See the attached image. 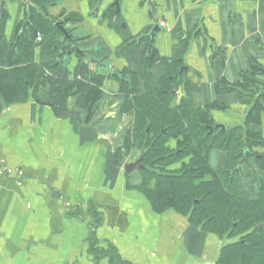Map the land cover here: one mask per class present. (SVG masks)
I'll return each mask as SVG.
<instances>
[{"label":"crops","instance_id":"1","mask_svg":"<svg viewBox=\"0 0 264 264\" xmlns=\"http://www.w3.org/2000/svg\"><path fill=\"white\" fill-rule=\"evenodd\" d=\"M113 1L103 0L97 8V0H51L47 11L53 22L74 17L67 27L76 45L112 70L140 71L146 45L132 42L154 21L162 23L152 42L154 83L163 73L161 59L179 57L187 70L173 90L175 103L187 85L192 108L217 102L220 107L211 110L214 123L224 130L243 125L250 107L232 84L251 70V61L264 69V0H152L157 20L146 0H119L118 15L106 17ZM13 2L4 4L8 16L1 36L8 44L20 24L29 22L26 3ZM34 55L38 63L59 60L58 51L41 45ZM68 58L72 73L80 56ZM222 81L226 90L219 91ZM118 88L113 78L104 81V92L116 94ZM33 92L27 100L0 104V264H112L90 251L92 232L97 245L110 244L131 264H215L227 238L192 226L172 209L156 212L138 186L140 173L125 172L132 160L118 162L125 120L122 129L105 107L88 117L73 98L58 116L47 85ZM260 103L264 107V96ZM259 120L264 139V110ZM257 148L264 153V146ZM225 161L226 152L211 149L212 168L221 169ZM255 171L264 178L263 169ZM239 180L240 194L252 198L244 169ZM94 212L101 218L96 226Z\"/></svg>","mask_w":264,"mask_h":264},{"label":"trees","instance_id":"2","mask_svg":"<svg viewBox=\"0 0 264 264\" xmlns=\"http://www.w3.org/2000/svg\"><path fill=\"white\" fill-rule=\"evenodd\" d=\"M50 1L31 0L25 6L28 25L20 24L9 44L1 36L8 14L4 8L0 10V104L6 106L27 100L31 88L35 93L39 86L47 85L58 116L65 114L73 98L76 106L91 117L93 108L104 96V81L113 78L122 94L118 112L133 113L123 143L130 150L133 135L139 155L143 153L141 162L145 168L137 170L141 175L138 186L152 208L156 212L172 209L186 216L192 226L227 238L215 264H264V225L259 227L264 224V178L255 171L256 167L264 170V153L254 150L264 146L258 129L264 110L260 103L264 96V79L258 77L255 62L251 61L250 71L242 73L241 81L232 84L241 102L250 107L243 125L211 132L209 126L214 123L211 110L220 107L217 102L201 109L192 108L191 90L186 85L185 94L175 103L176 95L172 91L178 87L183 74L179 57L161 59L163 73L154 83L151 66L156 52L153 47L149 48L153 38L132 42L137 47L141 43L146 45L138 72L124 68L111 69L104 74L98 65L97 70L92 69L89 59L79 55L70 73L65 61L62 64L60 60L71 46L50 19L47 11ZM114 14L118 15L115 7H111L105 15L111 18ZM68 31L71 34V29ZM37 32L42 35L40 42L36 41ZM39 45L51 52L58 51L59 60L36 62L35 48ZM134 52L135 49L129 50V54ZM224 84V81L218 84L219 91L226 90ZM171 142L176 143L175 147ZM214 148L226 152L225 164L218 170L208 162L209 152ZM243 158L250 164L238 167ZM236 168L237 173L232 174ZM241 169L246 171L250 189L255 193L252 198L240 194ZM92 219L93 226L101 221L95 212ZM89 239L93 254L107 257L112 264H131L122 260L110 244L97 245L93 232Z\"/></svg>","mask_w":264,"mask_h":264},{"label":"water","instance_id":"3","mask_svg":"<svg viewBox=\"0 0 264 264\" xmlns=\"http://www.w3.org/2000/svg\"><path fill=\"white\" fill-rule=\"evenodd\" d=\"M10 1H22V2H26L27 0H10ZM103 0H97V8L100 6L101 2ZM146 3L147 5L149 6L150 8V12L151 14L153 15V18L154 20H157L156 19V13H155V4L152 0H146ZM4 4H5V1H2L1 4H0V10L3 9L4 7ZM111 7H115V10H116V13H118L119 11V0H114L113 2H111L109 4V8ZM26 25V23L23 24V27ZM56 27L61 31V33L63 34V39L64 40H67L69 43H70V46L71 48L69 50L66 51L65 53V56L63 57V59L60 60V63L64 64V61H65V58L68 57L72 51L74 50L75 53L79 54L81 57L83 58H87V55L84 51L80 50L79 47L76 45V42H75V39L71 36V34L69 33L68 29L63 25V23L61 22H58L55 24ZM160 27V24L157 23L156 21H154L150 31L146 34V35H142L140 37L137 38V41H139L140 39H144L145 37L149 36L151 39L153 38L154 34L156 33L157 29ZM149 48H152V45L149 47ZM89 61L93 64H97L99 66V68H108V70H111V68H109V66L105 63H102L98 60H94V59H89ZM187 70V67L185 66H182L180 67V72H183L185 74ZM260 70V73H264V69L262 68H259ZM175 91H173V94H174ZM148 128V127H147ZM210 128V131H212L213 129H219L220 131H223L225 129V126L223 124H218V123H214L213 126H209ZM142 158H143V153H141L137 159H135L134 161H131V162H128L124 165V169H125V172L126 173H130L132 172L133 170H138V169H144L145 166L142 164ZM242 164H246V165H249V161L247 158H243L239 161L238 163V167H240ZM238 171V168L234 169L233 170V173L232 174H235L237 173ZM197 202V200H195ZM264 224L261 223L259 224V227L263 226Z\"/></svg>","mask_w":264,"mask_h":264},{"label":"rangeland","instance_id":"4","mask_svg":"<svg viewBox=\"0 0 264 264\" xmlns=\"http://www.w3.org/2000/svg\"><path fill=\"white\" fill-rule=\"evenodd\" d=\"M8 2H11L10 0H8ZM15 2H18V1H14L13 3H15ZM20 2V1H19ZM22 2V1H21ZM24 3V2H23ZM73 18V17H72ZM71 20V17H68V18H66V20H65V23H63L64 24V26L67 28V29H70L69 27H67V24H68V22ZM73 54H77V53H73ZM72 55V54H71ZM69 57V56H68ZM68 57H66L65 58V60H67V62H68ZM72 57V56H71ZM100 70H106V71H109L108 70V68H99ZM261 79H264V77L263 78H261ZM102 91H103V94H104V96L102 95L101 96V100L95 105V107L93 108L94 109V112H98V110H99V108H102V107H105L106 108V110L109 112V116H111V117H114L115 119H114V122L115 123H117V121H116V119H118V123H120V125L119 126H121L122 127V129H123V125H122V123H124V120L126 121V123H125V125H124V134L122 135V137H121V139L123 138V136L125 137V135L127 134V130L130 128V123H131V121H132V119H133V113L132 112H118V110H117V106H118V104H119V102H117V98H118V100L119 101H121L122 100V94L121 93H119V92H117L116 94H111V93H107L106 91L104 92V89H103V87H102ZM116 110H117V112H118V114L116 113ZM123 115V116H122ZM119 117V118H118ZM123 117V118H122ZM132 143H134L133 145H131V146H133L130 150H128V149H126L125 148V146H124V143H123V140H122V146L118 149V151L116 152L117 153V155H118V157H117V160H118V162L119 163H122V161H125V162H127L128 160H132V161H134L135 159H137L138 158V156H139V153H140V149H139V147L136 145V141H135V139L133 138V135H132ZM171 144H172V147H175V145H176V143H174V142H171ZM254 150L255 151H258V153H261V151H260V148H257V147H255L254 148ZM131 162V161H130ZM128 163V162H127ZM174 167H176V166H174ZM131 173V172H130ZM129 173V174H130ZM239 185H240V180H239ZM244 186V185H243ZM253 187H256V185L255 186H253ZM250 190H253V188H251ZM253 197H254V195H253ZM239 237V236H238ZM237 237V238H238ZM221 238H224V237H221ZM237 238H235V239H237ZM227 242V240L226 241H224L223 242V244H222V246L225 244ZM222 248V247H221Z\"/></svg>","mask_w":264,"mask_h":264},{"label":"flooded vegetation","instance_id":"5","mask_svg":"<svg viewBox=\"0 0 264 264\" xmlns=\"http://www.w3.org/2000/svg\"><path fill=\"white\" fill-rule=\"evenodd\" d=\"M5 1V0H4ZM29 1H31V0H27L25 3H26V5L29 3ZM4 8V7H3ZM62 16V15H61ZM61 16H59V18H61ZM65 20H66V18H64L63 20H57V21H54L53 23H54V25L56 24V23H58V22H61V23H65ZM24 24V23H23ZM64 25V24H63ZM26 26V25H25ZM56 26V25H55ZM22 27H23V25H22ZM149 32V31H148ZM148 32H146L145 34H143V35H146ZM37 33H40V32H37ZM41 34V33H40ZM37 35V34H36ZM147 37H149V36H147ZM147 37H145V38H147ZM41 40H42V35H41ZM64 40V39H63ZM136 40V42H139L140 40H142V39H140L139 41H137V39H135ZM38 42H40V41H38ZM68 42V41H67ZM152 45V44H151ZM213 125H214V123H213ZM212 125V126H213ZM211 127V126H210ZM213 130H219V129H213ZM212 130V131H213ZM209 131H210V129H209ZM211 131V132H212Z\"/></svg>","mask_w":264,"mask_h":264},{"label":"built area","instance_id":"6","mask_svg":"<svg viewBox=\"0 0 264 264\" xmlns=\"http://www.w3.org/2000/svg\"><path fill=\"white\" fill-rule=\"evenodd\" d=\"M162 24V23H161ZM36 40L37 41H41V34L40 33H37V35H36Z\"/></svg>","mask_w":264,"mask_h":264}]
</instances>
